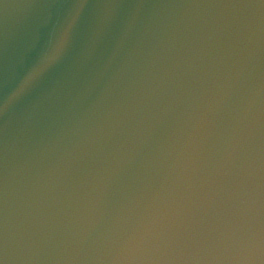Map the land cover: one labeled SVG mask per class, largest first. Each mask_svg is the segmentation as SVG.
I'll return each instance as SVG.
<instances>
[{
	"label": "water",
	"instance_id": "95a60500",
	"mask_svg": "<svg viewBox=\"0 0 264 264\" xmlns=\"http://www.w3.org/2000/svg\"><path fill=\"white\" fill-rule=\"evenodd\" d=\"M37 6L0 0V264H264V0H47L88 47L13 109Z\"/></svg>",
	"mask_w": 264,
	"mask_h": 264
},
{
	"label": "clouds",
	"instance_id": "9594fccd",
	"mask_svg": "<svg viewBox=\"0 0 264 264\" xmlns=\"http://www.w3.org/2000/svg\"><path fill=\"white\" fill-rule=\"evenodd\" d=\"M46 4L47 0H37L38 6L28 13L10 40L14 66L8 95L13 109L31 107L37 90L54 71L68 77L71 89L70 69L88 47L83 8L52 9Z\"/></svg>",
	"mask_w": 264,
	"mask_h": 264
}]
</instances>
